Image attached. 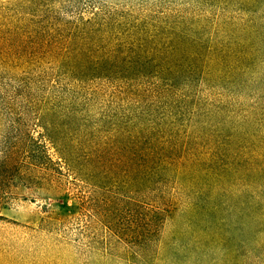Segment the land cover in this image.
Returning a JSON list of instances; mask_svg holds the SVG:
<instances>
[{
    "label": "rangeland",
    "instance_id": "374dc122",
    "mask_svg": "<svg viewBox=\"0 0 264 264\" xmlns=\"http://www.w3.org/2000/svg\"><path fill=\"white\" fill-rule=\"evenodd\" d=\"M139 1L0 0V23L65 38L98 17L131 31L198 21L209 38L173 41L175 61L205 73L176 96L0 64V264H264V0ZM157 143L184 160L147 188L142 146ZM160 189L176 200L161 233L124 243L113 227L127 232Z\"/></svg>",
    "mask_w": 264,
    "mask_h": 264
},
{
    "label": "trees",
    "instance_id": "16d2710c",
    "mask_svg": "<svg viewBox=\"0 0 264 264\" xmlns=\"http://www.w3.org/2000/svg\"><path fill=\"white\" fill-rule=\"evenodd\" d=\"M142 1H139V5ZM185 1L200 2V0ZM36 9L42 11L44 8L36 6ZM30 19L24 17L23 23L18 25L11 21L8 23V20L0 23V64L22 58L25 61L21 65H16L12 61L10 66L13 65L12 71L23 69L19 72L24 75L28 72H37L56 78L64 76L74 87L81 89L80 91L105 82L137 79L138 89H146L155 97H165L172 94L176 96L182 85L186 86L192 78L197 79L205 74L202 68L197 69L193 65L185 67V63L175 61L180 50L177 48L178 44L173 42L174 40L188 44L189 41L209 39L200 32L201 25L198 21L186 22L185 25L181 23L183 27L177 24L171 25L163 32L160 31L163 26L153 23L138 31H131L129 28H124L122 24V22H129L128 17L122 22L103 21L98 17L97 20L87 25L88 30L79 35L81 37L78 38L75 33H72L69 38H65L52 26L50 28L46 25H39L32 28V31L28 30V24H31ZM134 27L139 28L138 25ZM74 29L80 31V28ZM104 40L108 41L107 44L104 43L106 45L98 44ZM65 41L68 43L65 44ZM37 54H42V57H33ZM0 67L4 68L1 65ZM192 73L195 74L189 77ZM186 101L189 100L186 99ZM229 110L232 112L227 113L228 115H236L233 110ZM232 122L222 123L221 129L226 128ZM186 130L192 131V128L186 127ZM223 142L228 149V140L224 136ZM142 148L145 155L142 167L147 188L158 185L156 174L170 172L175 166L174 160H177L176 166L184 160L182 149L180 157H173L174 153L165 143L146 144ZM189 158L188 154L187 159ZM160 191L162 192L150 195L154 198L152 202L148 199L144 201L142 211L141 205L133 206L134 219H130L127 232L122 233L121 226L118 229L113 227L115 235L120 237L124 243L128 245L142 243L145 246L161 233L167 220V213L171 211L176 200L174 197L168 198L163 194L162 189ZM1 219H3L2 215H0Z\"/></svg>",
    "mask_w": 264,
    "mask_h": 264
}]
</instances>
